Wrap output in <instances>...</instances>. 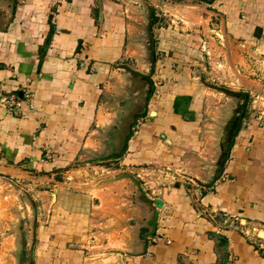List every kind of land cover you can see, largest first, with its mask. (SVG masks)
<instances>
[{"label": "crops", "instance_id": "1", "mask_svg": "<svg viewBox=\"0 0 264 264\" xmlns=\"http://www.w3.org/2000/svg\"><path fill=\"white\" fill-rule=\"evenodd\" d=\"M134 2L0 0V88L29 81L35 104L0 107V179L34 211L0 218V264H264L240 226L264 231V123L202 103L187 67L198 47L233 64L264 52V0ZM156 2L195 10L206 37L183 16L161 26ZM138 29L154 33L145 71ZM146 166L178 176L151 196L133 174Z\"/></svg>", "mask_w": 264, "mask_h": 264}, {"label": "rangeland", "instance_id": "2", "mask_svg": "<svg viewBox=\"0 0 264 264\" xmlns=\"http://www.w3.org/2000/svg\"><path fill=\"white\" fill-rule=\"evenodd\" d=\"M127 1H129L133 6L138 5L134 2V0ZM169 2L175 3L178 2V0H169ZM171 4L169 3L165 5L167 6V9L169 11H167V15H163L162 9H165V6H163V3L161 2H156L157 6L155 9L158 10V12L162 15L160 21L161 26H167L169 24H172L177 25L179 27H188L189 25V28L185 29V33L195 35V37L197 36V38L206 37L203 36L199 31H197L198 29L190 28L192 27V25H196L197 12L195 10H187L185 6H183V9L181 8L183 10L182 17L179 13L181 12V10L179 9L173 10V13L170 12ZM149 14V10L141 9L139 21H141L142 25L148 24ZM133 15V17L135 18L136 13L133 12ZM181 17L184 19V21L188 23V25H186V23L181 22ZM132 21L136 20L132 19ZM151 32L152 31H150L149 29H138L135 33L133 43L136 47V51L134 53H136L137 56H140L141 59L137 60L139 64L136 65L135 62L133 64V67L138 69L139 71H145L146 68H149L146 61L144 60L150 57L151 45L149 44V42L151 41V36L154 35V33ZM211 36L215 37L214 40H222V37L220 38L215 33H211ZM217 45L221 46L220 42H218ZM197 51L199 54L190 55V57H192L196 61L198 59L197 57H199V59H202V57H204V59L198 61V63L189 64L187 65V67L193 71V74L191 76L199 77V79L202 80L204 83L203 89H206L209 92H202L203 97L202 99H200L201 102L204 103L203 101L207 100L206 105L212 109H214L216 106L225 107V112H223V116L227 112L232 114H234L235 112L238 113L237 124L239 123L240 119L239 115H242L241 111H243V105L246 104L247 115L249 117L248 120L244 122L243 126L248 127L254 121L264 123V52L252 50L251 54L248 56L249 60H245L244 63L237 62L236 64H233V57L227 56L226 58V56L222 54V51L220 49L213 50V48H206L203 52L201 48L199 50L198 47ZM218 53H221V55L217 56L219 59L217 61L215 60L214 62L211 61V58L209 57H214L213 55H217ZM144 81L145 88H143V91L145 92L143 97L145 100L150 90V83L148 78H145ZM153 85V88L155 89L156 84L154 83ZM220 91L222 92L220 93ZM214 115H220V113L214 112L213 116ZM219 127L221 129L222 125H220ZM221 174L224 175V173ZM155 181H157L156 178ZM26 202H28V199L26 197V194L23 193V191H21L18 187L14 185H9L8 181L0 179L1 219L9 221V219L12 218L22 219L29 216L31 217V213L34 211H32L29 206L28 209L25 208V206H27Z\"/></svg>", "mask_w": 264, "mask_h": 264}, {"label": "built area", "instance_id": "3", "mask_svg": "<svg viewBox=\"0 0 264 264\" xmlns=\"http://www.w3.org/2000/svg\"><path fill=\"white\" fill-rule=\"evenodd\" d=\"M23 103H26L29 109L35 107L34 94L29 81L22 85L20 97L16 92H6L0 88V107L4 108L8 114L16 116L23 115ZM136 124V126H133V133L136 132L139 126V121ZM133 174L135 179L141 182L143 188L151 196H160L162 193L161 187H165L168 184L171 185L178 176L176 173H171L169 171L166 172L150 166L138 168ZM155 178L158 182L155 181ZM67 179L71 180V177L68 176ZM240 226L243 234L252 240L258 250L264 252V231L259 230L256 226H253L250 229H242L243 225ZM260 232L263 233V236L259 234Z\"/></svg>", "mask_w": 264, "mask_h": 264}, {"label": "bare ground", "instance_id": "4", "mask_svg": "<svg viewBox=\"0 0 264 264\" xmlns=\"http://www.w3.org/2000/svg\"><path fill=\"white\" fill-rule=\"evenodd\" d=\"M260 235L263 236V233H261Z\"/></svg>", "mask_w": 264, "mask_h": 264}, {"label": "trees", "instance_id": "5", "mask_svg": "<svg viewBox=\"0 0 264 264\" xmlns=\"http://www.w3.org/2000/svg\"><path fill=\"white\" fill-rule=\"evenodd\" d=\"M243 112H244V109H243ZM238 128H239V126H238Z\"/></svg>", "mask_w": 264, "mask_h": 264}, {"label": "flooded vegetation", "instance_id": "6", "mask_svg": "<svg viewBox=\"0 0 264 264\" xmlns=\"http://www.w3.org/2000/svg\"><path fill=\"white\" fill-rule=\"evenodd\" d=\"M243 114V113H242ZM241 117H242V115H241Z\"/></svg>", "mask_w": 264, "mask_h": 264}]
</instances>
